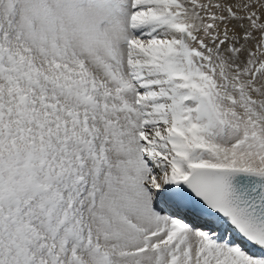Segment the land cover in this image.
Here are the masks:
<instances>
[{"label":"snow or ice","instance_id":"1","mask_svg":"<svg viewBox=\"0 0 264 264\" xmlns=\"http://www.w3.org/2000/svg\"><path fill=\"white\" fill-rule=\"evenodd\" d=\"M0 264H264V0H0Z\"/></svg>","mask_w":264,"mask_h":264}]
</instances>
